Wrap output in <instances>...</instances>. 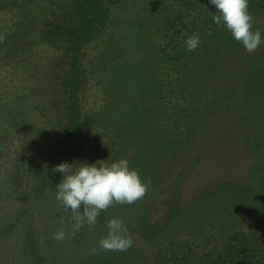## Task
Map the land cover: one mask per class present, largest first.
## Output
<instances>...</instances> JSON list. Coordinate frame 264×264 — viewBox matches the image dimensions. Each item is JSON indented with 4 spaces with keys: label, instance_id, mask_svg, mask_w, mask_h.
Returning a JSON list of instances; mask_svg holds the SVG:
<instances>
[{
    "label": "rangeland",
    "instance_id": "374dc122",
    "mask_svg": "<svg viewBox=\"0 0 264 264\" xmlns=\"http://www.w3.org/2000/svg\"><path fill=\"white\" fill-rule=\"evenodd\" d=\"M14 1L0 10V134L11 151L0 173V264H152L159 244L180 237L264 230V42L248 53L204 1L121 0L78 53L82 111L94 121L68 154L60 80L72 59L46 23L70 0ZM249 12L264 41V1ZM194 35L201 43L189 52ZM121 158L149 191L73 235L71 209L56 200L63 174L52 169ZM13 169L21 185L9 192ZM112 218L133 239L127 251L99 248Z\"/></svg>",
    "mask_w": 264,
    "mask_h": 264
},
{
    "label": "trees",
    "instance_id": "16d2710c",
    "mask_svg": "<svg viewBox=\"0 0 264 264\" xmlns=\"http://www.w3.org/2000/svg\"><path fill=\"white\" fill-rule=\"evenodd\" d=\"M121 0H70L59 20L47 21L50 32L61 42L63 50L72 59L68 74L60 80L63 136L61 149L73 154L79 147L83 128L94 118L82 111L83 79L77 63L82 48L100 37L111 21L113 6ZM204 1L212 5L210 0ZM249 9H256L264 0H249ZM14 0H1L0 10L10 9ZM206 17V11H203ZM213 21V20H212ZM84 126V127H83ZM7 134H0V173L8 164L10 148ZM14 168V167H13ZM22 172V171H21ZM19 169L12 170L6 180V191L21 185ZM20 179V180H19ZM152 264H264V230L242 229L230 233L207 230L198 236L180 237L166 244H159L150 254Z\"/></svg>",
    "mask_w": 264,
    "mask_h": 264
},
{
    "label": "clouds",
    "instance_id": "9594fccd",
    "mask_svg": "<svg viewBox=\"0 0 264 264\" xmlns=\"http://www.w3.org/2000/svg\"><path fill=\"white\" fill-rule=\"evenodd\" d=\"M218 10L213 15L216 25L226 28L231 36L243 45L248 53H254L262 44L260 31L253 30V16L249 12V0H210ZM4 37L0 36V42ZM201 40L197 35L186 39V50L195 51ZM99 163V167L97 164ZM62 162L52 169L63 174L62 180L56 185V200L64 211L71 214L75 223L71 233L74 235L85 224L94 227L102 211L120 205H132L145 197L150 189L151 181L144 182L139 173L129 168L126 159L111 163L102 162L77 164ZM83 205V212H80ZM108 232L99 241V248L105 251H127L133 245V239L120 218H112L107 222ZM66 233L60 229L53 233V239L63 241ZM96 254V249H92Z\"/></svg>",
    "mask_w": 264,
    "mask_h": 264
}]
</instances>
